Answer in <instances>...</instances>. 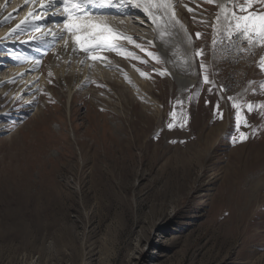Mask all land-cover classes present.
Instances as JSON below:
<instances>
[{
	"label": "rangeland",
	"instance_id": "374dc122",
	"mask_svg": "<svg viewBox=\"0 0 264 264\" xmlns=\"http://www.w3.org/2000/svg\"><path fill=\"white\" fill-rule=\"evenodd\" d=\"M45 1L18 12L23 0H0V19L15 11L0 32L21 35L7 39L0 78L32 60L21 40L43 26L23 20ZM173 9L198 63L181 90L140 9L89 18L136 32L113 36V55L54 62L53 45L37 47L40 67L55 68L44 86L0 89V111L13 107L0 120V264H264V185L253 187L264 183V43L229 23L264 3L231 0L221 27L216 0ZM61 31L55 42L74 38Z\"/></svg>",
	"mask_w": 264,
	"mask_h": 264
},
{
	"label": "bare ground",
	"instance_id": "6f19581e",
	"mask_svg": "<svg viewBox=\"0 0 264 264\" xmlns=\"http://www.w3.org/2000/svg\"><path fill=\"white\" fill-rule=\"evenodd\" d=\"M30 1L31 0H23L22 4H20L21 7L18 10V12L21 9L26 10L25 7L27 6V4ZM184 1H187V0H167V4L166 5H164V4L160 5L158 9H157V7L154 6L153 10H152V16L155 17V20H153V18L151 16H149L146 12H144L142 8H136L135 6H129V4L123 0H110V2L107 0V3L109 2L108 4H112V6H102V4H100L98 2V0H92L91 3H88L89 5H91L92 10L89 7H87V8L89 10V14L94 13V12L108 13L111 11L118 10L119 16H113V17H125L127 15H131V12L133 14H138L139 13L138 9H140L141 13L145 14V16H147V18H149V20L153 24V26H154V38H153L154 44L159 49L158 53H160L162 56V59L165 60V63L168 65L171 73L173 74V77L175 78V80L177 81V83L179 85V89L181 90L186 85H188V84L190 85L192 82H194V79L196 78L197 73H198V63L196 60V56L194 54V51H195L194 46L195 45L192 41L193 40L192 34H189V32L186 30L187 28H186L185 23L182 22V20L178 17V15L174 12V9H173L176 6V3H179V2L181 3ZM94 2H96V4H94ZM216 2H217L218 7H219L218 25L221 27V26H224L226 24V22L230 16V12H229L228 8L230 6L231 0H216ZM51 4L52 3L44 4L43 7L37 8L32 13V16H36L38 14V12L42 9H45V7H46V10H49L52 8H58V4H55V5L50 7ZM174 4H175V6H174ZM86 6H88V5L86 4ZM132 8H135V9L132 11L131 10ZM60 10H61V8H60ZM24 12L25 11H23V13ZM14 13H15V11H12V13L10 15H8L6 18L0 19V25H4L5 20L7 21L8 19H10ZM49 13L50 12L48 11V14ZM173 13H174V15H173ZM64 14L65 13H63V14L60 13V14H58V16H56V17H59L58 18V25H57V26H59V29L57 30V32H59L60 28L62 29V27L64 25L63 23H59L64 19ZM49 15L47 16L46 20L50 22L52 19ZM94 18H91L92 22L102 23L101 19L95 18L96 19L95 20ZM139 20L138 21L135 20V22L136 23L140 22ZM42 21H44V23H45V20H38V22H42ZM112 21H113L112 19H108V21L106 20L105 22L109 26L110 23H112ZM23 22H24V20H23ZM117 22H120V21H117ZM125 22H126V24L131 23L130 20H127ZM113 23H115V21ZM15 24H17V21ZM102 24H105L104 21ZM23 27L25 29L30 28L31 27V21H29V20L25 21V24L23 25ZM17 29H18V26H16V27L12 26L11 29L8 30L7 34L4 32H2V33L0 32V36H2L4 34V36L2 38H0V39H4V43H3L4 46H5V44L7 45V43H13V41L7 40V39H8V37L11 36V33L16 31ZM43 30H45V31L42 32L41 30H33L29 34H27L24 37V39L21 40V42H27L30 46L33 47V48H28L30 51L28 53V55L32 57V60H30L29 62H27L25 64H22L21 66L17 67L15 70L9 69L8 74L4 75V77H3L4 79L2 77L0 78V89H2V94L5 92V90H7L8 88L11 87V84L14 81H16L14 85H17L18 88H17L15 93L22 92L23 95H25V94L31 95L35 91L30 86L31 84L32 85L38 84L39 87L44 86L43 83L45 84L48 77H50L51 74L53 72H55V68L51 69L47 73L46 70H43L40 67L41 62H37V59H36V58H40V53H39V50L37 49V47H41L44 50L52 51L50 48V45H53L55 52H52L51 54H49L48 59L49 58L51 59L52 57H54L53 61L55 62L56 59H58V58L60 59L62 57H64V59L66 61H68L67 58L72 59V58H75L77 56L81 57L82 60H84V61L88 60V59L90 60L93 55L97 56L98 58H105L107 55L112 54V52H109V51L114 50L117 46V44L114 43L115 47H113V48L96 50L94 53L93 52H85V51L81 50L79 48V46L75 43V40H73L74 38L68 39L65 43L61 42V41L55 42L54 39H56L60 35V33H55V31L46 32L47 30L44 27V24H43ZM95 31H98V29H96ZM121 32L126 37H127V35L132 36V37L135 36L132 33L136 34V32H134L133 30H129V31H127V30L123 31L122 30ZM53 34H55V38H54ZM83 35H87V32L83 33ZM114 42H116V41H114ZM21 44H23V43H21ZM55 47H56V50H55ZM118 47L116 48V50L118 49ZM10 54H12V53H10ZM7 56L8 55L5 54V52L1 53V51H0V67H4L3 66V64L5 63L4 59H7ZM75 65H76V62H75ZM73 70H74V68H72V71ZM70 76H71L70 77L71 79H73V77H75L74 75H70ZM18 77H19V79H18ZM77 77H78V75L76 76V78ZM70 78H67V81ZM8 80H12L13 82H9ZM31 81H33V82L31 84H29ZM2 94L0 93V95H2ZM12 109H13V107L11 106L8 109H6L5 111L1 110L0 111V120L5 119L8 116H10ZM7 127H8V125L6 123L0 122V133L6 132ZM262 185H264V183L261 181H258L253 185V187L256 189V188H260Z\"/></svg>",
	"mask_w": 264,
	"mask_h": 264
},
{
	"label": "snow or ice",
	"instance_id": "6c2138e0",
	"mask_svg": "<svg viewBox=\"0 0 264 264\" xmlns=\"http://www.w3.org/2000/svg\"><path fill=\"white\" fill-rule=\"evenodd\" d=\"M91 2L92 0H61V6L65 13V17L61 23L64 24L65 31L74 36L75 43L81 50L94 53L96 50L113 48L115 47L112 39L113 36L132 39L131 37H124L123 33L115 32L107 24L90 21L89 14L84 9L86 4ZM125 2L129 6L142 8L153 20H155V17L152 16L153 7L155 6L158 9L160 5L167 4V0H125ZM252 2L253 0H246L247 7H251ZM261 2L264 3V0H261ZM101 4L102 6H112L107 3V0H101ZM240 11H245L244 5L241 6ZM29 15L32 14L30 13ZM229 23L233 24L234 28L241 32L249 43H252L254 38L256 42L264 43V14L258 13L254 16L238 15L235 16L234 21H230ZM96 29H99V31H95ZM85 32H87V35H83ZM105 33H108V35ZM229 34L231 35V33ZM53 35L55 38V34ZM196 36L199 38L200 34L197 33ZM197 55H202V50ZM91 59L96 60L98 57L93 55ZM201 67H204V65L201 64ZM203 78L206 82L210 83L206 75ZM249 107L251 109V106ZM244 139H247V136H242L240 141L234 140L233 142H242Z\"/></svg>",
	"mask_w": 264,
	"mask_h": 264
}]
</instances>
